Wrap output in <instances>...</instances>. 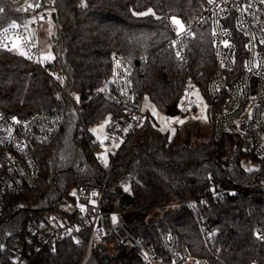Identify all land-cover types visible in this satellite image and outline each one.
<instances>
[{"label": "trees", "instance_id": "16d2710c", "mask_svg": "<svg viewBox=\"0 0 264 264\" xmlns=\"http://www.w3.org/2000/svg\"><path fill=\"white\" fill-rule=\"evenodd\" d=\"M33 0H1L0 28L24 16L22 6ZM57 21L51 37L54 67L41 66L8 50H0V105L12 115L28 116L58 106L63 125L57 136L41 148L43 180L33 200L35 213L53 210L79 182L96 185L103 172L95 155L93 125L102 117L119 113L103 97L112 70L111 55L123 54L134 68L136 88L164 113L184 94L186 72L179 67L166 43L173 35L169 19L197 22L204 0H55ZM142 13H148L142 15ZM208 22L195 25L189 41L190 72L203 93L213 68ZM53 70H52V69ZM52 70V71H51ZM199 71V74L196 72ZM63 74V93L53 74ZM73 97L81 108L78 118ZM211 121L222 104L214 103ZM146 123L123 143L114 159L103 199L105 209L127 210L128 223L145 239L157 241L163 231L177 234L179 242L197 255L220 257L249 264L264 260V157L247 154L237 135L213 136L200 146L176 144L147 112ZM251 156L258 167L246 170L242 159ZM127 190H117L118 184ZM238 189L224 198L210 194L211 185ZM125 195L131 203H123ZM192 199L187 205L169 207ZM75 202V201H74ZM29 199L8 195L0 216V264H10L15 243L22 237ZM160 212V217L155 216ZM203 225V229L200 226ZM204 229L212 233L206 240ZM213 231H215L213 233ZM88 231L81 241L68 237L52 249L38 252L28 264H80ZM109 243L110 239H105ZM114 251L92 248L93 260L84 264H141L136 250L115 243ZM108 257L109 262L105 260Z\"/></svg>", "mask_w": 264, "mask_h": 264}, {"label": "built area", "instance_id": "2783aa9c", "mask_svg": "<svg viewBox=\"0 0 264 264\" xmlns=\"http://www.w3.org/2000/svg\"><path fill=\"white\" fill-rule=\"evenodd\" d=\"M0 8L4 11L1 0ZM22 9L24 16L20 20L0 28V50L11 49L19 55V50H22L23 56L36 64L54 67L56 55L44 53L42 40L53 36L54 33L49 36L47 30L55 31L52 17L58 10L55 0H33L24 4ZM204 9L203 16L197 22H180L182 30L173 23V19H169L173 35L166 45L172 49L176 62L187 74L181 97L186 104L183 111H187V105L192 103L190 93L200 88L190 72L189 41L194 35L195 25L208 22L213 68L206 84V93L211 101L222 104L214 115L213 136L221 139L227 134L237 135L244 152L264 157V2L204 0ZM13 24L16 27H12ZM111 63L109 85L103 97L116 105L119 113L109 114L105 138L98 139L100 131L92 130L95 155L97 151H108L110 162L104 166L97 158L104 178L96 185L89 182L75 184L69 194L75 202L65 197L64 202L53 210L42 211L39 215L33 206L43 180L41 148L61 130L62 109L55 106L49 111L20 117L10 114L0 105V216L8 195H21L29 199L23 234L15 243L9 257L10 264H28L38 252L52 249L56 242L64 238L70 237L80 242L81 229H87L88 236L80 264L86 260L95 241L97 246L105 245L106 251L110 249L109 244L113 247L115 243L132 247L141 264H237L217 254L211 257L194 254L171 231L161 232L157 241L147 240L128 223L127 210L103 207L108 177L120 146L148 118V111L144 107L146 96L135 86L132 64L117 51L112 53ZM196 73L199 74V71ZM59 76L60 79H57L53 75V80L67 94L61 84L65 76ZM69 98L83 122L78 102L71 96ZM209 192L214 197L224 198L237 194L238 189L216 184L210 186ZM180 205H187L195 215L198 214L192 199L169 207ZM200 226L203 229L201 221ZM204 234L209 241L212 236L210 230L204 229ZM105 239L111 241L106 243ZM260 243H264V238H260ZM249 264H264V260L256 258Z\"/></svg>", "mask_w": 264, "mask_h": 264}, {"label": "rangeland", "instance_id": "374dc122", "mask_svg": "<svg viewBox=\"0 0 264 264\" xmlns=\"http://www.w3.org/2000/svg\"><path fill=\"white\" fill-rule=\"evenodd\" d=\"M177 20V19H176ZM49 36L54 33L53 30L46 31ZM44 53H54V44L50 38H43L42 40ZM21 53L22 50H19ZM57 79L60 76L57 73L53 74ZM192 103L187 105V111H183L184 100L180 99L177 103V108L179 114L175 116H170L167 113L162 112L154 102L145 97L144 107L147 109L149 115L159 126L160 129H164V132L169 133L171 137H175L176 144H188L194 146H200L203 142H207L212 136L213 123L211 121L212 107L209 103L208 97L203 93V90L198 87V89L190 93ZM109 121V115L102 117L97 121L91 128L93 131L99 130L100 133L97 135L98 139L105 138V127ZM174 130V131H173ZM97 158H100L104 166H108L110 158L108 151H97ZM243 167L250 171L258 167L257 162H253L251 156H245L242 159ZM117 190L125 189L127 190L126 184H118L115 186ZM160 212L155 216V218L160 217ZM97 245V241L94 242V246ZM94 246L92 248H94ZM92 248L90 249L87 261H91L94 258ZM110 252L114 251V248L109 244ZM85 262V261H84ZM84 262L82 264H84ZM81 263V262H80Z\"/></svg>", "mask_w": 264, "mask_h": 264}, {"label": "water", "instance_id": "95a60500", "mask_svg": "<svg viewBox=\"0 0 264 264\" xmlns=\"http://www.w3.org/2000/svg\"><path fill=\"white\" fill-rule=\"evenodd\" d=\"M52 17H53L54 22H56L57 21V14L56 13H53ZM167 114L170 115V116H175V115H178L179 114V110L177 108V103L176 102H174L172 105H170L168 107ZM131 201H132V199L130 198V196L129 195H125L123 203L125 205H128L129 203H131ZM98 247L102 251H106V246L105 245L99 244ZM105 260L107 262H109V259H108L107 256H105Z\"/></svg>", "mask_w": 264, "mask_h": 264}, {"label": "snow or ice", "instance_id": "6c2138e0", "mask_svg": "<svg viewBox=\"0 0 264 264\" xmlns=\"http://www.w3.org/2000/svg\"><path fill=\"white\" fill-rule=\"evenodd\" d=\"M262 2H264V0H262ZM38 6H39V5H37V7H38ZM30 7H31V5H30ZM2 11H3V9L0 8V12H2ZM147 14H148V13H142V15H147ZM173 23L179 25L180 28H181V30L183 29V26L180 24V21H179V20L173 19ZM12 27H16V25L13 24ZM9 51H11V49H9ZM20 54H21V55H24L23 52H21ZM177 55L179 56V53H177ZM48 58H51V57H48ZM161 130L163 131L164 129H161ZM173 131H174V130H173ZM113 219L115 220V217H114Z\"/></svg>", "mask_w": 264, "mask_h": 264}]
</instances>
